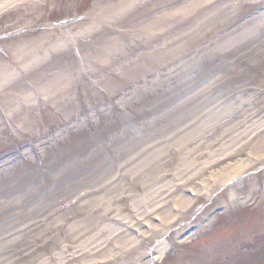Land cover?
I'll return each instance as SVG.
<instances>
[{
  "label": "rangeland",
  "instance_id": "1",
  "mask_svg": "<svg viewBox=\"0 0 264 264\" xmlns=\"http://www.w3.org/2000/svg\"><path fill=\"white\" fill-rule=\"evenodd\" d=\"M6 1L0 0V3ZM66 1L70 0H60L55 12L57 15L53 18L55 22L67 15L66 8L72 7ZM256 1L260 4L252 8L248 2L244 3L233 19L221 23L211 19L209 26L212 31L201 36L202 25L197 35L190 39V67H183L188 70H183L172 79H158L155 86L148 84L137 88L138 85L143 86L145 70L135 69L128 74L124 70L115 79L113 76L116 75L108 73L109 81L103 84L110 89L116 84L121 86L126 77L131 80L124 88L132 96L128 97V104L126 108L122 106L121 112L110 109L102 119L93 106L106 102L107 97L82 85L75 86L72 94L77 101L82 99L89 104L90 100L92 105L77 108L78 102H75L62 111L55 107V102L46 98L47 102L42 101L41 106L24 107L23 116L28 121L20 129L27 131V137L49 131L51 124L65 123L69 115L80 114L82 109L91 111L95 121L89 125L75 123L71 127L68 124L61 126L60 132L50 135L47 145H42L39 162H35L34 155L30 153L22 156L20 160L27 159L24 162L17 163V160L13 166V163L9 164L0 171V252L8 247L5 255L0 254V264L16 260L17 264H22L27 251L28 254L32 252L33 260L38 259L34 261L37 264L48 257L46 253L51 256L66 245L72 246L71 249L82 247L81 250L94 253V261L108 259L118 251L119 259L111 264L147 263L148 251L156 241L151 237L135 250L124 253L119 250V244L129 243L125 241L126 225L118 231L120 224L128 222L132 225L137 220L147 224L161 212L172 219L170 211L175 197L169 191L174 180L209 161L223 147L235 143L237 137L253 134L254 129H258L256 121H264V22L260 16L264 0ZM24 13L22 9L12 17H5L7 21L0 24V32L5 31L8 22L17 20L15 16L20 17ZM36 15L37 20L42 18L40 14ZM198 24L199 21L190 22V27H198ZM248 27L250 32L244 35ZM235 28H238V39L227 50L215 52L205 63L204 60L195 62L198 59L197 47L210 41L216 32L227 33ZM211 48L214 49V45ZM59 59H62L60 66L65 70L74 64L62 55ZM146 67L149 71L150 66ZM170 68L163 67L162 70ZM157 71L156 74H161V70ZM156 74L147 75V80H153L158 76ZM76 76L81 78L79 73ZM236 76L239 81H231ZM90 82L95 83V80ZM249 87L257 89L247 91ZM64 88L58 91L66 93L65 85ZM99 134L105 135L93 144L86 143L93 135ZM20 139L25 137L19 129L6 134L0 143V150L4 149V142L16 146ZM110 146L111 149L107 150ZM57 152L60 153L56 156ZM226 164L215 171L220 172L221 178L226 175L224 179H231L235 173L233 169L222 172ZM259 166H264V162ZM251 171L243 173L242 180L236 185L222 188L224 191L217 195L216 202L222 200V203H228L229 198L235 196L245 200L253 191ZM198 184L208 187L202 180ZM220 190L214 191L217 194ZM205 204L206 201H202L200 206ZM241 205L256 208V196L251 195ZM200 210L184 214L177 224L174 220L163 227L154 226L156 230L163 229L162 242L173 244L176 233H169L187 220L198 218ZM222 217H217L220 220L214 223L212 221L210 229L226 228ZM252 227L251 233L232 234L227 242L209 241L205 245H198L201 242L194 245L196 239L188 238L181 243L187 246H183L176 263L264 264V217ZM72 233L82 238L81 247L68 244L66 237ZM220 234V240H223L230 232L225 230ZM23 245L29 249L20 255L22 250H26ZM38 248L47 251L37 253ZM86 260L91 261L84 259L79 263Z\"/></svg>",
  "mask_w": 264,
  "mask_h": 264
},
{
  "label": "bare ground",
  "instance_id": "2",
  "mask_svg": "<svg viewBox=\"0 0 264 264\" xmlns=\"http://www.w3.org/2000/svg\"><path fill=\"white\" fill-rule=\"evenodd\" d=\"M17 1H23V0H8L6 2H1L0 3V8L3 7L5 4L11 2H17ZM48 0H45L47 2ZM144 2L148 0H142ZM176 0H159L158 3H155V5L152 4V1L143 4L141 3L140 0H114V2L108 6L103 5L104 7L98 8L97 13L94 15V19L92 21V25L90 24V28L85 32L84 36L81 37H76L74 35V38L70 37L71 34H66L62 38H55L53 36H50L48 39H53L56 41L55 44H52L51 46H48V42H45L47 38L35 41L38 46H36L35 50L33 48H27L25 53H17L18 50V45L19 44H27V43H32V41H19V42H13L11 41L10 43H6V46H9L10 50L13 48V46H16L15 49L13 48L12 50V64H16V62L20 65H22V72L23 74L27 75L28 77L31 76L33 73H40L42 74L39 76V90H50L47 95H50L53 91V89H59L60 85H65L67 88V94L71 91L72 86L74 84V80L69 76V73L67 72L68 76H66L65 79H63V72L62 71H57L55 73H48L50 72V64L47 63L45 60L44 56H48L53 50L55 49H61V48H69L75 49L77 54L79 55L78 58V65L81 66H90L94 64V67L96 65H100V67H103L104 65H111V59L117 54L122 53L123 50L126 48L127 45L120 43V38L119 40L115 38L117 32L121 34L123 31L124 36L128 37L129 34L137 37L139 42H142L141 44H149L153 42L154 40H159L162 34H165L169 30H175V35L178 37H181L180 39L185 40V43L187 45H180L178 48H172L171 50L167 51L163 57L160 56V54L155 53L156 50H153L149 54L155 56V65H151V68L149 71H145L147 74L157 71L158 68L157 66L162 65L166 66L169 63L175 64L177 57L182 58V56L186 51H188V37L191 35L194 36L196 29L195 28H190L188 26L187 28L184 25L185 20H186V14L187 11H190V8L195 5V2H199L200 0H182V2L179 5L173 6L172 10L167 12L169 7L172 3H174ZM180 1V0H179ZM178 1V2H179ZM26 2L29 4L25 10H37L39 8V11L44 8V4L41 6L38 5L40 1H33V0H26ZM5 7L4 9L16 5V8L13 10V12L18 11L19 5L21 4H11ZM191 4V7H190ZM234 6L239 5L238 2L233 1ZM165 9L162 13H159V10ZM224 7H215L214 9L207 8L208 16H209V11H213L215 13L218 10V13L215 15L219 14L220 12L224 11ZM2 9L1 11H3ZM200 9V8H199ZM197 9V10H199ZM196 11V10H194ZM192 11V12H194ZM13 12L8 14V16H12ZM191 13V12H190ZM129 16H134L133 18L130 19L129 25H124L125 20ZM23 21L29 20L31 18L36 19V14L32 15L27 14L22 16ZM176 18V19H175ZM19 23H16L14 26L19 25ZM182 26V27H180ZM22 27V26H21ZM107 27L108 32L112 31L114 32V35L108 39V41L101 42L100 39L97 37V33L102 30V28ZM185 27V28H183ZM130 29L131 31H129ZM16 32V31H13ZM70 32V31H69ZM71 33V32H70ZM130 37V36H129ZM47 39V40H48ZM89 39H94L92 45H89L90 49L86 50V43L89 42ZM190 39V38H189ZM45 40V41H44ZM45 42V43H44ZM43 43V44H42ZM74 46H77V49L74 48ZM115 47L114 52H109V47ZM139 46V45H137ZM135 46V47H137ZM134 47V48H135ZM180 49V51H179ZM184 50V51H183ZM117 51H119L117 53ZM96 52H100V57L95 58L93 55ZM87 55L88 59L85 57ZM91 58V60L89 59ZM89 60L91 64L89 63ZM149 60L148 58L146 61ZM161 67V68H162ZM147 68V67H146ZM145 68V69H146ZM179 68H181L179 66ZM94 69V68H93ZM122 70H126V66H122ZM93 70L90 72L92 73ZM127 70L125 71V73ZM176 72V70H175ZM18 78L11 72L8 74H2L0 72V90L2 92H9L10 90L13 91V88L16 86L18 82ZM103 81V80H102ZM54 92L52 93V95ZM22 97H25L24 101L31 100V96L27 95V92L25 94H21ZM13 111V110H12ZM16 118H20L21 122H23L24 117H20V115H13V119L16 120ZM25 123V122H24ZM23 123V124H24ZM232 167V166H231ZM230 167V168H231ZM230 168H223L224 170L222 171L223 173L227 172L230 170ZM222 173V174H223Z\"/></svg>",
  "mask_w": 264,
  "mask_h": 264
}]
</instances>
